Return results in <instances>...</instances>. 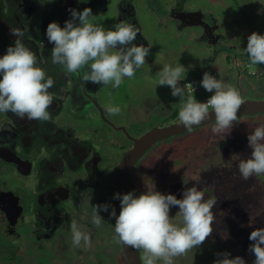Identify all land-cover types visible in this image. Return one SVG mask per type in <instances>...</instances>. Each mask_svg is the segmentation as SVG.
Returning <instances> with one entry per match:
<instances>
[{"label": "rangeland", "instance_id": "obj_1", "mask_svg": "<svg viewBox=\"0 0 264 264\" xmlns=\"http://www.w3.org/2000/svg\"><path fill=\"white\" fill-rule=\"evenodd\" d=\"M10 2L11 0H0V16L7 20L12 16L15 18L17 14L14 4L12 10L8 9ZM106 2V12L95 17L97 23L109 28L118 20L126 21L124 15H128L130 22H138L134 24L136 27L139 25V33L133 43L151 46L145 58L146 64L136 69L132 78H125L121 88L118 87L112 92L113 87L107 85L108 100L114 98L122 105L129 99L136 110L146 105L151 113H156L153 106L165 102L162 98L173 99V102L179 98L171 96L170 89L166 85L156 86L159 70L164 65L175 66L177 61L185 68L192 66L184 74L185 79L179 81L181 86L185 85L187 79H195L199 85L202 73L206 71L216 78L219 75V80L237 88L242 101L264 99V91H262L264 85L258 84L261 79L254 76L259 71L251 66L253 64L248 63L249 59L245 60L247 56L242 50L246 46L249 34L253 31L258 34L264 33V0H106ZM172 7L201 12L204 23L210 27L215 26L216 30L224 34L220 42L222 44L225 38L223 45L227 47L226 52L229 54L228 66L231 68L236 61L233 68H238L242 73L232 71L231 75H225L228 66L223 59L227 54L221 50L220 55L212 63L214 68L202 70V65L198 62L204 58L202 56L208 55V52L213 53L215 49L211 50L213 46L200 42L198 38H203V35L199 27L185 26L182 28V33L177 34L172 29L175 28L174 23L165 22L164 14ZM258 9L261 10L259 14ZM166 24L171 27L169 30L161 27ZM216 47L224 50L220 44ZM210 56L212 55L209 54L207 58ZM200 88L201 92L206 93L204 95H211L201 86ZM100 97L103 102H107L103 95ZM195 99L198 100L197 97ZM176 106L179 113L177 103ZM145 107L142 108L144 112L141 111L143 117L139 119H132L129 111L122 109L119 114H115L113 120L119 123L124 136L114 129L111 131L99 118L86 123H74L67 129L85 134L89 140L99 138L106 143L101 154L107 160L109 172L101 181L99 187L101 191L106 190L110 183L112 190L117 166L122 155L131 148L128 137L143 135L155 127L172 122L170 117L149 118ZM81 114L87 116L86 111ZM214 124L201 131L191 130L181 136L155 144L137 163L128 179L127 192L132 191L135 195H139L145 191L144 181L152 180L156 190L163 194H174L179 199L182 198V191L196 183L198 178L197 187L205 192V196L215 197L216 204L212 209L215 221L212 224L213 231L208 237L212 241L209 242L210 240L206 238L198 248L189 249L183 255L174 257L173 264H212L213 260L219 258L218 253L228 250L231 251L228 252L230 256L239 255L245 259L246 264H251L254 254L248 250L252 243L248 240V234L254 228L264 226V174L250 176L246 181L242 180L237 165L240 159L250 155L251 149L247 142L238 146L233 145L236 140L246 139L247 134L255 126L264 124V114L246 119L238 117V122H233L230 134L224 139L212 133L211 128ZM117 137L124 139L125 142L118 143ZM112 141L117 144H111ZM234 154L239 156L233 157ZM88 186L91 187V182ZM112 200L111 197L108 201L109 210L113 207ZM177 211V206L170 207L169 216L172 217L173 223L181 224L182 219ZM253 217L251 226H248L249 219ZM229 224L230 229H228ZM1 228H4L2 215H0V232H3ZM63 230L71 233V225H66L60 231ZM224 230L228 232V239H221ZM20 233L19 242L10 241L0 234V264H67L66 260L62 262L60 254L55 256L50 248L42 254L35 246L32 247L36 251L31 247L27 248L22 243L23 233ZM80 246L82 253L86 249L87 258L84 260L83 256L78 257L77 254L69 252L67 256L70 260H67L73 264H127L123 254L119 250H112L109 243L107 249L103 251L106 261L99 257L97 251L90 252L89 247L86 248L83 242ZM138 252L143 258V250L138 249ZM63 257L65 259L66 256ZM157 264L160 262L158 261Z\"/></svg>", "mask_w": 264, "mask_h": 264}, {"label": "clouds", "instance_id": "obj_2", "mask_svg": "<svg viewBox=\"0 0 264 264\" xmlns=\"http://www.w3.org/2000/svg\"><path fill=\"white\" fill-rule=\"evenodd\" d=\"M39 2L44 3L45 0ZM47 2L52 3L53 0ZM260 11L258 9V14ZM68 12L70 18L63 22V26L53 20L44 29V36L52 45L50 57L45 58L46 60L62 66L67 73H80L81 69L87 67V71L81 74L82 81L98 85L110 84L113 88L118 87L125 77L132 78L136 69L146 64L145 58L151 46L133 43L139 33L133 23L118 20L106 28L102 23L96 22V15L90 7L80 11L69 8ZM11 33L16 38L6 46L4 54L0 55V113H12L22 119L47 121L54 99L49 90L53 87L54 80L41 66L44 61L25 42L27 24L23 28H12ZM242 50L253 64L250 65L259 71L254 76L264 80V68L255 66L264 65V33L253 31L249 34ZM189 68L178 61L175 66L164 65L158 72L156 86L166 85L173 97L185 95L178 113L179 125L190 128L208 120L211 113V119L215 121L211 131L224 139L230 134L233 122H238L237 110L243 102L240 92L205 71L199 81V85L211 93L205 101L203 97H197V93L201 92L197 80L187 79L183 86L179 83L185 79L184 74ZM195 97L198 100L201 98L202 102ZM106 110L115 115L120 113L121 108L109 103ZM210 110L212 111L209 112ZM246 140L251 149L250 155L240 159L237 165L240 178L245 181L250 176L264 174V124L255 126L247 134ZM197 184L198 178L196 183L182 191V198L178 199L174 194H163L156 190L152 180L144 181L145 191L139 195L132 191L112 195V199L119 200L118 215L115 208L109 210L108 204L93 205L91 223L99 227L104 222L99 213L107 211L110 217L115 218L113 227L118 242L125 247L142 249L143 264H157L158 261L160 264H173L174 257L183 255L189 249L198 248L213 231L215 216L212 209L216 199L214 196L206 197ZM173 206L178 207L181 224L173 223L169 216L170 207ZM253 220L254 217L249 219L248 226H251ZM228 238V232L224 230L221 239ZM248 240L252 242L248 250L254 254L251 264H264V226L254 228L248 234ZM81 242L87 245L90 234L73 221L71 243L79 247ZM217 256L219 258L213 260L212 264H246L243 257L230 256L226 251Z\"/></svg>", "mask_w": 264, "mask_h": 264}, {"label": "flooded vegetation", "instance_id": "obj_3", "mask_svg": "<svg viewBox=\"0 0 264 264\" xmlns=\"http://www.w3.org/2000/svg\"><path fill=\"white\" fill-rule=\"evenodd\" d=\"M75 1L76 3H74ZM75 1L53 0L52 3H48L45 0L44 3H40L39 0H11L8 9H11L12 4H14L17 11L15 18L13 16L8 20L3 16L0 18L2 24L0 26V55L4 54L6 46L12 44L16 38L12 35L11 29L14 27L23 28L27 24L28 33H26L25 42L37 53L40 60L44 61L41 66L54 80V85L49 90L53 93L54 99L49 108L50 118L47 121L22 119L12 113H0V208L8 207V202L12 201L13 195L17 198L20 209V215L14 227L10 226L5 213L0 210V215L4 221V228H1L3 232L0 234L6 236L10 241L19 242L20 232H22V243L27 248L31 247L33 251H36L32 247L35 246L37 250H41V254L50 248L55 256L60 254L63 259L62 262L66 260L67 264H73L67 260H70L67 256L69 252L77 254L78 257L83 256L84 260L87 258L86 249L82 253L81 248L72 245L71 233L64 230L60 231L66 225H71L73 221H76L82 230L89 232L91 240L85 247H89L90 252L97 251L102 260L106 261L103 251L107 249L108 243L112 250H118L115 247L117 244L112 239V237L115 239L114 217H110L107 211L100 212L104 222L99 227L91 223L92 206L108 204L113 195L114 182L112 190L110 188L111 183L108 184L106 190L101 191L99 189L101 181L109 172L107 160L101 154L106 143L99 138L89 140L85 134L67 129L74 123L81 124L99 118L111 131L114 129L115 132L124 136L119 123L113 120L115 115L107 112L108 104L119 105L122 111H129L132 119L143 117L141 111L146 106L136 110L129 99L122 105L114 98L108 100L106 97L107 85L82 81L81 74L87 71V67L81 69L80 73H67L62 66L52 64L50 60L45 59L50 57V48L52 47L44 36V29L48 22L55 20L63 26V22L70 18L69 8L80 11L85 7H90L96 17L107 10L106 0ZM192 12L199 11L168 8L164 14L165 22H173L175 28L172 29L180 34L185 26L193 27L188 25L190 21L185 16V14ZM124 17L126 21H131L128 15H124ZM202 21L205 22L203 14ZM131 23L137 24L138 22ZM161 27L164 30L171 28L167 24ZM198 27L201 28L203 35V38H198L200 42L204 45L213 46L211 50L215 49L213 53L208 52L212 56L207 58L208 54L202 56L204 58L200 59L199 62L197 61L202 65V70L214 68L212 63L220 55V50L227 54L223 60L228 66L229 54L226 52L227 47L223 45L225 38L222 44L220 42L224 34L215 29L212 32L214 37H210L202 27ZM137 28L139 29V25ZM213 43L216 44L212 45ZM218 44L224 50L218 49L216 47ZM235 63L236 61L233 62V66ZM233 66L231 68L228 66L225 70L226 76L231 75L232 71L238 74L242 73L238 68L234 69ZM217 78L220 79V76L218 75ZM263 83L264 80H261L258 84L264 85ZM122 86L123 83L118 87L121 88ZM118 87L113 88L112 92ZM101 95L105 97L106 103L101 99ZM183 97H179L175 102L173 99L162 98L165 102L153 106L156 113H151L150 109L145 107L146 112H148L147 116L149 118L170 117L172 122L166 121V125L161 127L177 123L179 119L176 116L178 113L176 103L181 109ZM198 101L202 102V99L199 98ZM88 108L90 109L88 110ZM84 111H86L87 116L81 114ZM207 126L209 125L204 127ZM183 134L186 133L169 138ZM141 136L139 134L127 138L131 148L134 141ZM117 138L118 143L119 141L125 142L124 139ZM244 142L247 140H236L234 144L238 146ZM110 143L117 144L114 141ZM125 155L126 153L122 155L119 165ZM89 182H91V187L88 186ZM117 247L122 254L119 242ZM63 256H66L65 259Z\"/></svg>", "mask_w": 264, "mask_h": 264}, {"label": "water", "instance_id": "obj_4", "mask_svg": "<svg viewBox=\"0 0 264 264\" xmlns=\"http://www.w3.org/2000/svg\"><path fill=\"white\" fill-rule=\"evenodd\" d=\"M74 3H76V1ZM185 16H187L190 21L188 22L189 26L190 25L193 27L200 26L204 29L206 34H209L210 37H214L212 35V32L215 30V28L210 27L209 25H207L206 23L202 21V14L200 12H192L189 14H185ZM0 26H2L1 23H0ZM215 44L216 43H213L212 45H215ZM211 111L212 110H210L209 112ZM258 114H264V100L243 101L239 109L237 110L238 117L252 116V115H258ZM211 118L212 116L210 113L208 120L202 121L200 124L194 125L190 128H184L183 126L179 125V121H178L177 123L166 126V127L154 128L146 132L144 135H142L138 139H136L133 143L132 148L126 153V155L122 159L121 164L118 167V170L116 172V177L114 180L113 194L114 193H120V194L127 193L128 179H129V176L132 172L134 165L153 147V145H155L156 143H158L159 141L163 139H167L169 137H172V136H175L181 133H187L188 131H191L199 127L205 126L209 123L215 122L214 119H211ZM12 197H13L12 201L8 202V207L6 206L4 208H0V210L5 213L6 220L7 222L10 223V226L14 227L20 215V209L18 206L17 198H15L13 195ZM113 208H115L116 213L118 215L119 214V200L118 199L113 198ZM113 222H115V218ZM120 245H121V248H122L127 264H143V261L137 249H133L131 247H125L121 243Z\"/></svg>", "mask_w": 264, "mask_h": 264}, {"label": "trees", "instance_id": "obj_5", "mask_svg": "<svg viewBox=\"0 0 264 264\" xmlns=\"http://www.w3.org/2000/svg\"><path fill=\"white\" fill-rule=\"evenodd\" d=\"M248 63H250V61H248ZM250 65V64H249ZM255 66H257V68H261V69H263L264 68V65H260V64H258V65H255ZM204 94H206L205 92H199V93H197V97L198 96H200V97H203L204 98V100L207 98V97H209V96H207V95H204ZM205 127L204 126H202V127H200V128H198V129H200V130H198V131H201V130H203ZM229 165V164H228ZM227 222H228V220H226ZM230 224H229V226H228V229H230ZM208 238V237H207ZM112 239L114 240V242L118 245V240H117V238H116V236H115V239L112 237ZM209 239V238H208ZM210 240V239H209ZM212 240H210L209 242H211ZM117 245L115 246L118 250H119V248L117 247ZM222 249L225 251V248H223L222 247ZM138 250V249H137ZM227 252H231L230 250H228Z\"/></svg>", "mask_w": 264, "mask_h": 264}, {"label": "crops", "instance_id": "obj_6", "mask_svg": "<svg viewBox=\"0 0 264 264\" xmlns=\"http://www.w3.org/2000/svg\"><path fill=\"white\" fill-rule=\"evenodd\" d=\"M249 117H251V116H245V117H243V119H246V118H249ZM254 117V116H253ZM245 140V139H244Z\"/></svg>", "mask_w": 264, "mask_h": 264}, {"label": "built area", "instance_id": "obj_7", "mask_svg": "<svg viewBox=\"0 0 264 264\" xmlns=\"http://www.w3.org/2000/svg\"><path fill=\"white\" fill-rule=\"evenodd\" d=\"M206 100H207V99H206ZM206 100H205V101H206Z\"/></svg>", "mask_w": 264, "mask_h": 264}]
</instances>
